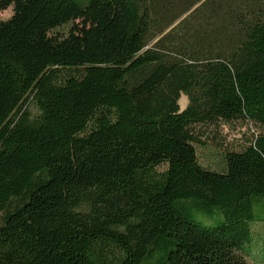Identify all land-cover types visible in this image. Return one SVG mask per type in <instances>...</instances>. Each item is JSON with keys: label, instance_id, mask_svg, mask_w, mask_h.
I'll use <instances>...</instances> for the list:
<instances>
[{"label": "trees", "instance_id": "trees-1", "mask_svg": "<svg viewBox=\"0 0 264 264\" xmlns=\"http://www.w3.org/2000/svg\"><path fill=\"white\" fill-rule=\"evenodd\" d=\"M9 7L0 264H251L264 0H0ZM178 11L189 14L175 24ZM239 121L250 140L220 170L201 166V130Z\"/></svg>", "mask_w": 264, "mask_h": 264}, {"label": "rangeland", "instance_id": "rangeland-1", "mask_svg": "<svg viewBox=\"0 0 264 264\" xmlns=\"http://www.w3.org/2000/svg\"><path fill=\"white\" fill-rule=\"evenodd\" d=\"M178 12L177 15L179 17L175 24L189 14H182L181 11ZM11 14L12 7H9L7 10L0 12V20H7ZM178 103L180 109L183 110L187 104V100L182 95ZM30 110L34 113L33 107ZM252 130L256 132L254 127L248 126L241 121L234 122L228 126L222 125L218 128L202 129L200 139L205 143V146H196L195 148L198 163L210 170H220L223 152L227 150H241L244 144L250 140ZM253 215L256 221L264 222V206L253 205ZM197 218L202 219L203 217L199 215ZM252 231L256 244L253 247L254 252L249 261L251 264H264V223L253 224Z\"/></svg>", "mask_w": 264, "mask_h": 264}]
</instances>
